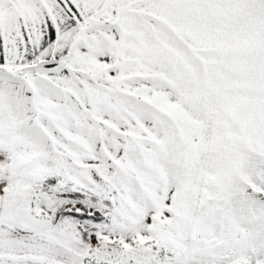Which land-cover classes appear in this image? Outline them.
I'll list each match as a JSON object with an SVG mask.
<instances>
[{
    "label": "snow or ice",
    "instance_id": "1",
    "mask_svg": "<svg viewBox=\"0 0 264 264\" xmlns=\"http://www.w3.org/2000/svg\"><path fill=\"white\" fill-rule=\"evenodd\" d=\"M0 264H264V0H0Z\"/></svg>",
    "mask_w": 264,
    "mask_h": 264
}]
</instances>
